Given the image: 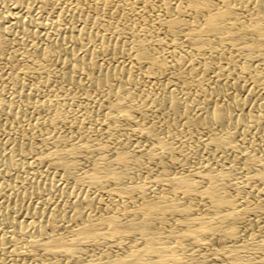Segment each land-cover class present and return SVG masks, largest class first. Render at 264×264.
<instances>
[{"label":"bare ground","instance_id":"bare-ground-1","mask_svg":"<svg viewBox=\"0 0 264 264\" xmlns=\"http://www.w3.org/2000/svg\"><path fill=\"white\" fill-rule=\"evenodd\" d=\"M15 112L0 179L29 154L73 189L0 187V264H264V0H0Z\"/></svg>","mask_w":264,"mask_h":264},{"label":"rangeland","instance_id":"rangeland-1","mask_svg":"<svg viewBox=\"0 0 264 264\" xmlns=\"http://www.w3.org/2000/svg\"><path fill=\"white\" fill-rule=\"evenodd\" d=\"M61 108H64L66 110L69 108V106L63 105V106H61ZM71 108L77 113V115L81 114V112H79L78 106L74 105ZM23 118L24 117H23L22 112H15L11 116H1V118H0V137L1 138L0 139L3 140L9 134L14 132L15 129H18V127H22ZM156 119H157L156 115L154 116L153 114H150V119L148 120V122L150 121L149 123H152V122L156 121ZM160 137H162V136H160ZM180 138L185 139V137L184 138L180 137ZM197 142H198V140H196L195 137L191 138V139L190 138L185 139V143H187V145H183L181 148L182 151L187 155V157L190 158V161L192 163H195V164L201 163L202 160H208V156L205 155V152L200 147L197 146ZM173 144H174V146L181 145L178 143H173ZM243 147H246V145H244ZM263 149H264V145L262 144L261 146H259L257 148V150L255 152L259 155L264 156V150ZM32 159H33L32 155H29V154H26V156L23 155V157L19 158V161H20V164L22 165V168L18 169L14 174L10 171L9 175L0 179V187H1V190L3 189V191H4L3 193L6 195H11L13 192L30 193L29 190L31 191L33 186H35V187L37 186L39 188L41 187L40 189H42L43 187H45L47 185L49 188L47 190L49 192L47 190H45V191H42L40 194H37L36 196L35 195L30 196V198L28 197L27 199H25L23 201H19L18 205H21L23 207H24V205H27V204L37 205V204L42 203L45 200L50 202V203H55V201L61 202V198L59 197L60 196L59 190L62 191V189H65L67 192H69L73 189V185L69 181L65 182V181L61 180L60 177H58L51 170L44 168L43 164L35 163L34 159L33 160ZM28 163H30L29 168H27V165H26ZM74 163L79 165L77 169L75 168L74 172H76L77 174H81L82 170H84V168H81V167H84V165H81L80 161H77ZM31 182H33L34 185H32ZM3 184H4V187H3ZM11 185H15L16 187L11 189V188H9V187H11ZM19 187L23 188V190ZM11 191H13V192H11ZM1 200H2V198L0 195V202H1ZM6 203L9 206L11 205V202L9 200H6ZM24 219H25V217L22 216V220H24ZM244 228H245L244 225L239 226V230H242Z\"/></svg>","mask_w":264,"mask_h":264}]
</instances>
